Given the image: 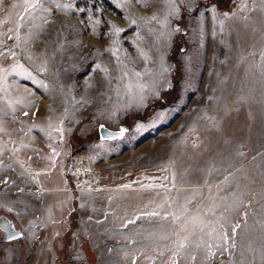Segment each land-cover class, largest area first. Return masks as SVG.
Here are the masks:
<instances>
[{
  "label": "rangeland",
  "instance_id": "rangeland-1",
  "mask_svg": "<svg viewBox=\"0 0 264 264\" xmlns=\"http://www.w3.org/2000/svg\"><path fill=\"white\" fill-rule=\"evenodd\" d=\"M26 7L0 0V264H264V0Z\"/></svg>",
  "mask_w": 264,
  "mask_h": 264
},
{
  "label": "crops",
  "instance_id": "crops-1",
  "mask_svg": "<svg viewBox=\"0 0 264 264\" xmlns=\"http://www.w3.org/2000/svg\"><path fill=\"white\" fill-rule=\"evenodd\" d=\"M259 80H258V89H257V96H256V108L259 110L258 117H263V114L260 112L261 110H264V65H261V71L258 74ZM262 120L258 119V122L260 123ZM264 123V121H262ZM117 205V212L115 213V219L114 223L119 226H131L128 224H131L137 217L138 212L135 208L136 205H139V202L137 199L132 200L131 198L126 197H120L116 200ZM147 213V212H144Z\"/></svg>",
  "mask_w": 264,
  "mask_h": 264
},
{
  "label": "water",
  "instance_id": "water-1",
  "mask_svg": "<svg viewBox=\"0 0 264 264\" xmlns=\"http://www.w3.org/2000/svg\"><path fill=\"white\" fill-rule=\"evenodd\" d=\"M124 135V132L123 134H121V130L120 131H112L110 129H107L105 128L104 126H99L98 128V137L101 141H111V140H116V139H121ZM7 233H8V236H16V238L19 237V234L18 233H15L11 227H8L7 229ZM14 238V239H16ZM10 239V238H9Z\"/></svg>",
  "mask_w": 264,
  "mask_h": 264
},
{
  "label": "built area",
  "instance_id": "built-area-1",
  "mask_svg": "<svg viewBox=\"0 0 264 264\" xmlns=\"http://www.w3.org/2000/svg\"><path fill=\"white\" fill-rule=\"evenodd\" d=\"M90 173L91 171L85 161H73L69 168L70 177L79 181L86 179Z\"/></svg>",
  "mask_w": 264,
  "mask_h": 264
},
{
  "label": "snow or ice",
  "instance_id": "snow-or-ice-1",
  "mask_svg": "<svg viewBox=\"0 0 264 264\" xmlns=\"http://www.w3.org/2000/svg\"><path fill=\"white\" fill-rule=\"evenodd\" d=\"M39 3H40V0H31V2H30V0H25V4L27 5V7L25 8V11L27 12L29 10V8H36L39 5ZM115 27L116 26L113 25V28H115ZM116 31L120 32L121 29L116 28ZM25 115H28V113H25ZM123 132H124V129H121V134H123ZM126 187H127V185H126ZM9 211H11V209H9ZM151 215H156V213H151ZM2 227H4V229L7 230L9 225L4 224ZM9 238L14 239V238H16V236H10Z\"/></svg>",
  "mask_w": 264,
  "mask_h": 264
}]
</instances>
